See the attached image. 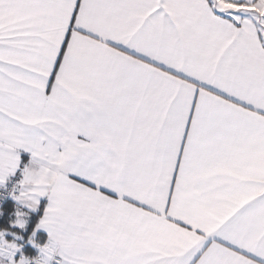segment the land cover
<instances>
[{
    "label": "snow or ice",
    "instance_id": "snow-or-ice-1",
    "mask_svg": "<svg viewBox=\"0 0 264 264\" xmlns=\"http://www.w3.org/2000/svg\"><path fill=\"white\" fill-rule=\"evenodd\" d=\"M0 264H264V0H0Z\"/></svg>",
    "mask_w": 264,
    "mask_h": 264
}]
</instances>
